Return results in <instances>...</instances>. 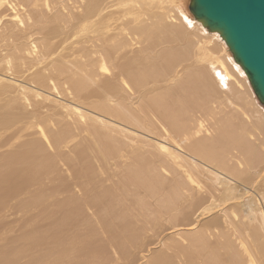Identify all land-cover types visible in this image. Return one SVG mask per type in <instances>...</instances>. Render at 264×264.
Returning <instances> with one entry per match:
<instances>
[{
    "label": "bare ground",
    "instance_id": "bare-ground-1",
    "mask_svg": "<svg viewBox=\"0 0 264 264\" xmlns=\"http://www.w3.org/2000/svg\"><path fill=\"white\" fill-rule=\"evenodd\" d=\"M208 30L178 0H0V147L19 145L0 157V220L26 211L16 190H49L58 164H77L114 250L93 264H264V109ZM169 38L175 49L160 50ZM88 158L131 164L114 191L91 194ZM63 190L27 204L48 210ZM77 201L57 200L69 226L55 251L34 255L44 233L28 219L21 241H0V264H67L77 241L83 255L96 235L68 220L82 217Z\"/></svg>",
    "mask_w": 264,
    "mask_h": 264
},
{
    "label": "rangeland",
    "instance_id": "rangeland-1",
    "mask_svg": "<svg viewBox=\"0 0 264 264\" xmlns=\"http://www.w3.org/2000/svg\"><path fill=\"white\" fill-rule=\"evenodd\" d=\"M178 4L182 6L189 13L190 17L196 20L190 12L191 0H178ZM176 6L177 5H175L174 7ZM196 21L200 22L198 20ZM219 37L216 39L219 41H216V42H218V44L220 45L219 50H221L225 42L223 38L221 37V35ZM176 46H177L176 40L174 38H169L166 42V45L161 46L160 50L166 47L175 49ZM226 54L230 55L234 60L233 54L228 49L222 51L219 57H225ZM163 91L165 90L161 89L160 93H163ZM154 95L155 94L149 95L142 102L143 108L145 109L147 108L148 100ZM136 102H137L136 100L128 101L126 105L129 108H131V105H132L131 109H134L133 105ZM259 106L264 109V105H262L261 102H259ZM154 123L158 125L155 121ZM140 132L143 135L152 136L148 134L147 131L145 132L140 131ZM18 146L19 145L14 146L12 142L10 144L8 143V145L4 147H0V157L2 155L11 153ZM87 155L88 157H90L88 153ZM88 159L89 161L87 162V165L85 166L84 170L85 171L90 170L91 172L89 176V182H90L89 188H93V191L90 192L91 194L95 192L103 193L107 190L114 191L113 190L114 188L112 189L113 187L112 183L114 181L115 182L120 181L123 178L124 172L126 171L127 167L131 164L130 162L127 165L118 164V166L116 167L115 165H112V163L109 164L105 162L104 160H101L98 162L95 160H91V158H88ZM77 167H78L77 164L75 165L74 169H73V165H68L66 163L58 164L57 166L58 170H56V173L54 174L52 178V181L50 183L52 184V186H51V189L49 190H47V188H45L41 183H39L38 185H35L33 188L29 189L28 191L16 190L15 191L16 198L12 202L13 205H17L18 207L27 206L28 208L26 207V211L24 209L22 212H16V211L10 212L8 213L9 214L8 218L0 220V241H21L22 235L27 230V227L23 226V225H26L24 221L27 222L28 219H34V220H39L38 225L40 227V231L44 233V235L42 236L43 239L41 240L37 248L33 250L34 255H37V258H38L40 255L43 256L42 254L43 251H55V245L52 243V241L54 240L53 233L55 231L57 232V230L66 229L69 226L68 225L66 228H63L60 224V222H62L64 217H60L63 212L59 210L57 206V200L59 204L61 201H65L68 199H72V200L75 199V200L80 201V202L77 201V204L81 208L82 217L78 218L77 215H72V217L68 216V220L73 219L75 220L76 223L80 222L81 224H84V225L87 223V221H89V223L87 224H90L91 229L94 231L96 235V241H94L92 244H87L83 246L82 248L84 250L83 255H78L77 253L78 247L82 241L73 242L70 248V252L69 253L67 252L68 253L66 256L67 261H65L64 263L93 264L94 262L92 261L93 258L99 259V258H104V256H106L105 247H107L109 255H114V250L109 248L108 245L106 244L107 241H105V239L107 238V235L104 233V231L101 230L102 223L100 225L96 224L97 219L94 218L92 215L95 212V210L90 207L89 200H85L88 193L85 192L83 189L80 190V185H79L80 179H78V177L75 176L74 174ZM73 178H75L77 182V188L72 187ZM8 184L9 182H6L3 185H8ZM116 186H118V184ZM58 188H61V189L69 188L70 190H63L60 192V194H57L56 197L47 199L46 202L43 204H44V207H46V209L48 210H43L40 208L35 210V209H32V205H29L31 202L30 199L32 195L37 196V193H42V191L48 193L51 190H53L55 194ZM12 199L13 197L11 198V200ZM38 203H42V201L39 200ZM126 215H127L128 220L132 223L131 225L134 226L135 219L129 213H127ZM90 233L91 231H86L85 229H81L78 234V239H82L88 236ZM153 249H154V253L148 256L153 257V255L155 254L156 256L162 255V250H161V247H159V245ZM139 251L142 253V249H139ZM135 255H137V253H135ZM58 259H56V255H52L50 256V260L46 259V261L52 262ZM140 259H141V262L139 264H146L145 259L143 257H140ZM122 262L126 264L128 263L126 260L124 261L120 260L118 262V260L115 258V260L111 262L110 264H117V263L124 264ZM102 263L103 262H100V264Z\"/></svg>",
    "mask_w": 264,
    "mask_h": 264
},
{
    "label": "water",
    "instance_id": "water-1",
    "mask_svg": "<svg viewBox=\"0 0 264 264\" xmlns=\"http://www.w3.org/2000/svg\"><path fill=\"white\" fill-rule=\"evenodd\" d=\"M190 12L221 35L264 105V0H191Z\"/></svg>",
    "mask_w": 264,
    "mask_h": 264
}]
</instances>
